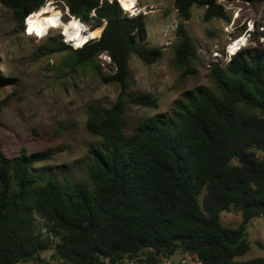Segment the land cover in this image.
<instances>
[{"label": "trees", "instance_id": "obj_1", "mask_svg": "<svg viewBox=\"0 0 264 264\" xmlns=\"http://www.w3.org/2000/svg\"><path fill=\"white\" fill-rule=\"evenodd\" d=\"M46 1L0 0L23 29ZM59 1L69 19L93 20L92 29L105 24L82 47L58 41L55 51H70L75 63L106 54L113 72L103 81L119 94L109 108L88 107L86 129L101 140L89 151L90 184L64 185L50 169L35 168L51 151L0 154V264L37 262L47 250L64 264H117L140 255L160 264L175 254L192 264H264V257L242 259L250 250L248 224L264 218V161L256 156L264 152V58L235 54L223 71L213 70L217 95L186 93L171 115L152 116L126 134L123 98L157 106L126 84L132 55L144 64L162 57V49L143 44L145 15L128 17L117 0ZM195 5L204 7V21H229L217 0H174L181 22L173 62L181 77L194 73L197 59L184 25ZM231 207L241 217L235 228L220 223Z\"/></svg>", "mask_w": 264, "mask_h": 264}, {"label": "rangeland", "instance_id": "obj_2", "mask_svg": "<svg viewBox=\"0 0 264 264\" xmlns=\"http://www.w3.org/2000/svg\"><path fill=\"white\" fill-rule=\"evenodd\" d=\"M45 5L54 8L62 23L70 20L68 10L59 0H47ZM135 5L139 9L136 15H145L147 37L143 44L163 52L152 64H144L136 55L130 57L127 91L149 94L157 99V106H139L123 98L126 134L152 116L171 115L176 102L182 101L186 93L199 95V91H207L217 95L213 70L218 67L223 71L234 57L229 55L244 51L248 57L264 58V3L228 5L225 10L229 21L217 18L204 21V7L193 6L191 17L184 25L196 46L197 59L192 63L194 73L185 77H181V70L173 62L178 42L176 27L181 22L174 0H135ZM81 23L90 33L85 43L98 38L105 24L92 29L93 20ZM242 37L243 44L228 52L233 41ZM58 41L72 49L80 48L65 41L59 23L48 32L26 33L0 2V76L4 78L0 86V154L15 158L51 151L49 158L38 162L35 168L50 169L64 185L90 184L89 151L101 140L86 129L88 107L109 108L119 90L117 85L103 81L113 72L105 54L90 62L75 63L70 51H55ZM256 156L264 161V152H256ZM240 221L234 207L220 214V223L225 227L235 228ZM247 230L250 250L242 259L264 257V223L250 222ZM174 258L180 255L175 254ZM24 264L64 263L52 250H47L37 262Z\"/></svg>", "mask_w": 264, "mask_h": 264}, {"label": "bare ground", "instance_id": "obj_3", "mask_svg": "<svg viewBox=\"0 0 264 264\" xmlns=\"http://www.w3.org/2000/svg\"><path fill=\"white\" fill-rule=\"evenodd\" d=\"M118 2L121 7H123L124 12L128 14V17H134V15L138 13L139 9L135 5V0H118ZM53 9L54 8L50 5H44L38 11H35L28 16L26 19V33L40 34L42 32H48L54 24L59 23L65 41L71 43L74 47H82L85 43L86 37L90 35L88 29L76 18H72L66 23H62L61 19ZM243 42V37L234 40V42L228 47V52H230L235 46L243 44Z\"/></svg>", "mask_w": 264, "mask_h": 264}, {"label": "built area", "instance_id": "obj_4", "mask_svg": "<svg viewBox=\"0 0 264 264\" xmlns=\"http://www.w3.org/2000/svg\"><path fill=\"white\" fill-rule=\"evenodd\" d=\"M108 1H112V0H108ZM217 2L224 4L225 5V8L228 5H230V4H235L233 2H227L226 0H217ZM30 15H28V16H30ZM27 17L24 19V31L25 32L27 30V27H26V19H27ZM235 54L236 53H234L233 55H229V58H231V56H234ZM106 57L108 58V62H109L110 61L109 57L107 55H106ZM117 264H149V263L145 260V258H141L140 256H138V257H135V258L125 257L121 261H119ZM160 264H192V263L188 259H186V258H181L180 257L178 259H175L174 256H171L169 258H164L163 257ZM196 264H201V263H196Z\"/></svg>", "mask_w": 264, "mask_h": 264}, {"label": "crops", "instance_id": "obj_5", "mask_svg": "<svg viewBox=\"0 0 264 264\" xmlns=\"http://www.w3.org/2000/svg\"><path fill=\"white\" fill-rule=\"evenodd\" d=\"M239 214V213H238ZM240 215V214H239ZM258 221H262L263 223H264V221H263V219H254V220H252L251 222H253V224H257L258 223ZM239 225V224H238ZM175 256V255H174Z\"/></svg>", "mask_w": 264, "mask_h": 264}, {"label": "water", "instance_id": "obj_6", "mask_svg": "<svg viewBox=\"0 0 264 264\" xmlns=\"http://www.w3.org/2000/svg\"><path fill=\"white\" fill-rule=\"evenodd\" d=\"M263 221H264V218H263Z\"/></svg>", "mask_w": 264, "mask_h": 264}]
</instances>
